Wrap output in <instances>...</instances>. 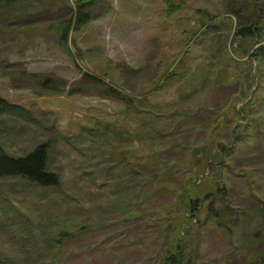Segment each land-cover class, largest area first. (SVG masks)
Segmentation results:
<instances>
[{
    "label": "rangeland",
    "instance_id": "rangeland-1",
    "mask_svg": "<svg viewBox=\"0 0 264 264\" xmlns=\"http://www.w3.org/2000/svg\"><path fill=\"white\" fill-rule=\"evenodd\" d=\"M76 1L0 16V94L36 117L0 116V151L47 142L61 177L0 178V264H171L178 234L190 264H260L264 69L252 81L260 62L236 36L254 0H97L66 47L45 26Z\"/></svg>",
    "mask_w": 264,
    "mask_h": 264
},
{
    "label": "trees",
    "instance_id": "trees-1",
    "mask_svg": "<svg viewBox=\"0 0 264 264\" xmlns=\"http://www.w3.org/2000/svg\"><path fill=\"white\" fill-rule=\"evenodd\" d=\"M56 0H0V16L3 15L5 12L10 11V7L14 6L18 14H24L26 12V7L30 8L31 6L36 5H53ZM68 3H70V0H66ZM257 5V14L256 17L253 19H250L249 22H240L238 23L237 30H236V36L242 40H247L248 43H252L254 46V49H252L251 57H248L250 60L257 59L260 64H258L255 68L253 66V62H250L248 65V71L252 72V81L255 79L257 75H260L263 73L264 69V10L262 7L264 6L263 0H257L253 1ZM97 3V0H77L75 5V11H72V14L70 15V18L67 20L66 23H49L45 26V31L48 33L55 32L57 36H59L61 42H63L66 47L70 40V37L72 33L77 29H82L86 27L90 21L92 20L90 8L95 6ZM240 16V12L237 13ZM199 32L195 34V37L199 36ZM235 50L238 52L241 51V48H235ZM242 54V53H241ZM253 61V60H252ZM254 70V71H253ZM37 85L42 90H46L49 85V77L44 76H38V78L35 80ZM260 84L255 88L253 93L249 96V100L246 102V105H250L252 96L254 95V92L257 90L260 91L261 88H259ZM54 88V87H53ZM56 88V87H55ZM110 90L116 91L114 87H109ZM249 88V83H248ZM251 90V87L249 88ZM47 91V90H46ZM61 90H54L55 92H60ZM47 93V92H45ZM68 95L73 94L72 92H67ZM35 112L32 109V107H27L23 104L13 102L4 96L0 94V116H9L12 117V121H20L23 120L24 122L33 121L36 119L34 116ZM238 126V125H236ZM237 128V127H236ZM236 131V129H235ZM219 139L216 141V149L220 146L221 150L225 151L229 146H226L224 143L220 142L217 143ZM49 147L47 142L41 143L37 145L34 149L30 150L26 154L22 156H13L10 154L2 153L0 151V178H6V177H16V176H22L26 177L29 180L32 179L34 182H37V185L42 186H57L61 183V177L58 174V172L49 169L48 167V157H49ZM215 152V151H214ZM219 153V150H218ZM215 160V159H214ZM211 161H209L207 164L209 165ZM212 163H214L212 161ZM216 163V162H215ZM221 165V164H220ZM221 169H219L220 171ZM193 177H190L188 181H191ZM121 186L123 183L119 182ZM187 187V186H186ZM184 190H186L184 188ZM188 190V189H187ZM226 185L225 183H222V187L218 185L219 191H225ZM139 195H137L135 198H137ZM133 202H136L134 199H127L126 202L122 203V205L125 207L124 209L128 208L130 205L133 204ZM214 202V200H213ZM191 198L189 199L188 203H186L184 206L188 207L192 212L196 213L197 208H191ZM184 206L178 205L176 207L175 211H178V208L184 209ZM212 208V207H211ZM260 212V211H259ZM264 218V216H263ZM83 228V227H82ZM62 232V233H61ZM68 236L65 229L63 230H55L53 231V243L58 242L62 244L61 239L62 236ZM65 238V239H66ZM176 238V244L175 249L178 250L180 247H182V251H179V254L177 256L171 254V250L168 249V256H166V260H169L171 264H181L184 256L187 259L188 264L191 263V256L193 248H191V252L188 254H185V249L187 248L184 246V242L181 241L180 234L175 236ZM249 251L248 249H246ZM251 253V251H249ZM259 253V254H258ZM256 257L259 256V262L260 264H264V251L262 252H256ZM188 256V257H187Z\"/></svg>",
    "mask_w": 264,
    "mask_h": 264
}]
</instances>
